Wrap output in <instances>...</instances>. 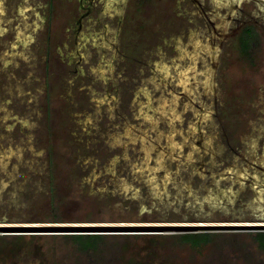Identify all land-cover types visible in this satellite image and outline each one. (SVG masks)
<instances>
[{"label":"rangeland","instance_id":"374dc122","mask_svg":"<svg viewBox=\"0 0 264 264\" xmlns=\"http://www.w3.org/2000/svg\"><path fill=\"white\" fill-rule=\"evenodd\" d=\"M261 206L264 0H0V226H260ZM199 232L219 248L108 234L105 264H245L258 231ZM63 236L0 232V264H87Z\"/></svg>","mask_w":264,"mask_h":264},{"label":"trees","instance_id":"16d2710c","mask_svg":"<svg viewBox=\"0 0 264 264\" xmlns=\"http://www.w3.org/2000/svg\"><path fill=\"white\" fill-rule=\"evenodd\" d=\"M239 41L242 53L252 60V53L255 54L260 47V35L253 26H247L241 33ZM261 208L264 209V206ZM55 220L57 219L55 218ZM58 221H54V223H58ZM63 237L67 243H70L73 252L78 254V261H85L87 264L93 260L98 264H105L106 257L109 255L113 257V254L120 250L116 238L111 239L108 235H66ZM167 237L171 239L173 246H187L194 252H201L204 247L212 244V247L217 249L219 248L218 241L221 240L218 234L211 232L176 234ZM248 237V243H240L239 258L245 264H264V231L253 232L248 234ZM228 261L230 263L233 261L229 254L224 257L222 262L227 263Z\"/></svg>","mask_w":264,"mask_h":264},{"label":"water","instance_id":"95a60500","mask_svg":"<svg viewBox=\"0 0 264 264\" xmlns=\"http://www.w3.org/2000/svg\"><path fill=\"white\" fill-rule=\"evenodd\" d=\"M248 228L249 230L264 231V225L251 226H197V225H165V226H49V227H13L0 226V232H46L57 235H108L131 231L175 232L178 234L197 233L207 230H223Z\"/></svg>","mask_w":264,"mask_h":264}]
</instances>
